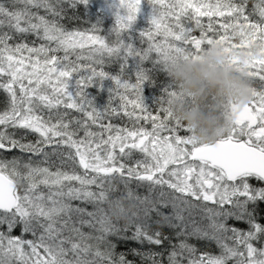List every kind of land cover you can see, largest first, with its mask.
Returning a JSON list of instances; mask_svg holds the SVG:
<instances>
[{
	"label": "snow or ice",
	"instance_id": "obj_1",
	"mask_svg": "<svg viewBox=\"0 0 264 264\" xmlns=\"http://www.w3.org/2000/svg\"><path fill=\"white\" fill-rule=\"evenodd\" d=\"M64 2L13 0L11 8L0 2V29L9 30L0 32V89L9 99L6 110L0 112V151L16 149L27 157L23 165L18 158L0 160V225H6L9 233L18 224L33 236L39 233L37 243L0 232V264H100L101 260L104 264H131L124 255L114 256L105 234L131 227L134 232L130 239L162 245L169 237L159 231L149 234L153 214L160 217L157 223H167L176 230V236L182 237L172 246L169 264H183L185 260L186 264H264V247L255 246L264 239V224L258 223L254 209L250 210V205L264 201V187L250 183L252 178L264 182V89H254V99L243 108L233 106L235 120L226 135L213 143H202L163 103L165 97L182 94L173 82L163 89L156 114L150 111L144 97L150 70L143 67L153 53L157 57L154 69L168 72L177 59H187L189 53L196 58L205 45L222 43L225 51L231 52L251 42L259 47V56L243 64L238 58L230 62L264 83V0L253 9L259 22L246 14L244 0H149L150 26L139 33L147 48L137 47L131 36L142 0H113L116 24L112 43L95 34L100 31L97 25L92 26L91 35L66 30L58 21ZM68 2L75 7L90 0ZM33 8L45 9L52 19ZM205 17L207 25L202 23ZM193 26L201 31L199 38L192 35ZM240 29L248 31L237 43L233 33ZM10 33L21 39L32 34L41 42L38 46L9 43L14 38ZM84 49L89 53L87 65L70 59V54ZM61 51L63 56L57 55ZM106 57L119 62V73L104 70ZM133 68L135 82L130 76ZM109 76L115 86L110 89L107 106L98 108L87 88ZM129 93L134 97L130 99ZM114 96L121 101L119 110L111 106ZM68 110H76L83 119H69ZM121 112L137 122L151 121V129L138 126L130 130L102 123L106 115ZM73 124L84 129V138L74 139L77 133ZM97 124L109 133L107 138L89 130L90 125ZM180 130L188 134L180 135ZM33 134L38 139L27 140ZM135 151L144 158L135 164L126 162ZM77 166L84 175L76 172ZM53 167L56 171L51 170ZM98 178L97 193L89 186L96 185ZM118 179L125 188L128 181L135 180L149 189H160L158 200L141 199L131 191L121 195L138 206L125 229L118 228L104 209L87 212L69 202L107 203ZM72 182H79V187ZM169 204L174 211L164 215L161 209ZM229 219L246 221L250 229L245 232L229 226ZM97 224L99 236L81 230L85 225L96 229ZM189 237L215 242L220 254H197L198 250L187 243ZM102 243L106 244L104 252L99 250Z\"/></svg>",
	"mask_w": 264,
	"mask_h": 264
},
{
	"label": "trees",
	"instance_id": "obj_2",
	"mask_svg": "<svg viewBox=\"0 0 264 264\" xmlns=\"http://www.w3.org/2000/svg\"><path fill=\"white\" fill-rule=\"evenodd\" d=\"M0 2L5 3L6 6L12 7L13 0H0ZM54 2V0H53ZM236 3H241L242 0H234ZM246 3V14H250V18L253 22H259L260 17L258 13L254 12L253 9L255 8L256 4L259 3V0H244ZM16 7H22V5H17ZM61 7L64 9V12L62 14V18H58V21L60 24H62L66 30L68 31H82V32H89L91 34L92 26L97 25L100 29V31L96 32V35H101L107 38V40L112 43L115 41V35L113 33V28L116 24V18L113 16L112 13H110L108 10H106L103 7H100L93 1H90L88 4L78 3L75 7H71L68 0H65V2L61 5ZM33 11H38L40 15H45L47 18L52 19L51 15L46 12L45 9H32ZM152 6L149 3V0H142L141 3V11L138 13L137 20L135 21L133 25V29L131 30V36L134 38L136 42V46L139 48H147V42L141 41L139 38V33L141 30L148 28L150 26V16H151ZM208 18L205 17L202 19V23L207 25ZM224 20L221 19V23H223ZM9 31L7 28L0 29V32ZM248 29H240L237 30L235 33H233L234 42H240L244 37L242 36V33H246ZM12 34V33H10ZM14 36L13 40L9 43H20V42H27L30 44V46H33V43L35 46H38L41 41L37 40L32 34H27L26 37L23 39L19 38L18 34H12ZM192 35L196 37H200L201 31L200 29H196L193 26V32ZM209 35H212L210 32ZM157 39H160V37H157ZM255 44V43H251ZM248 47H251L250 44ZM63 52L57 53L59 56H63ZM27 55V53H25ZM77 56H80L81 59L77 61ZM89 53L86 49L84 50H77L76 52H73L70 54V59L76 63H79L81 65H87L90 61L88 59ZM156 54L153 53L151 55V58L148 61L144 62L143 67L145 69L150 70L149 75L151 79L149 81H146L144 84V97L145 102L150 106V111L153 112V114H156L158 105L157 101L158 99L164 94L163 89L167 87L171 82V77L168 75V73L161 69L153 67V61L156 59ZM132 63L131 61L129 62ZM96 67V65H93ZM103 68L105 71L111 73V74H117L120 71V64L118 61H113L105 58V62L103 64ZM135 69L133 68L130 76L132 79V82H135V76H134ZM84 74H87L86 72ZM256 85V84H254ZM114 81L111 79V76L105 78L102 82L97 80L92 85L88 86L87 92L89 94V97L92 98L98 108H104L109 103V96H110V89L114 87ZM175 86V85H173ZM258 86V85H257ZM73 88H75V84L72 85ZM134 93H129V98H133ZM9 99L8 94L5 90L0 89V112L6 110L8 107ZM121 104V101L118 97L113 98L111 102L112 107H116L119 110V106ZM166 106V105H165ZM129 110H131V105L128 106ZM64 109L61 108V111ZM70 115L69 119L77 120V119H83V116L81 113L77 112L76 110H68ZM43 114V113H38ZM161 116H163V113H160ZM103 124H109L111 123L114 128H128V127H138L143 126L151 129V121H145L141 120L139 122L135 121L134 118H129L128 116L124 115L122 112L119 115H113V116H105L103 121ZM74 131H76L77 135L74 137V139H82L84 138V129L83 128H77L74 124L71 126ZM89 130L93 132H101L105 138H107V135L109 133H104L102 128L97 125H90ZM183 130L179 131V134H183ZM111 134H114L111 133ZM38 139V136L33 134L27 137V140L34 141ZM13 158H18L20 160L21 165L27 162V157L25 154L20 152L19 150H12V151H0V160H6L10 161ZM144 158L142 153H139L138 151H135L133 153V156L131 158H125V161L130 164H135L137 160H142ZM35 159V158H34ZM80 167H76V172L80 174ZM52 171H56V168L53 167L51 169ZM65 171H68L70 169L65 168L63 169ZM80 175H83L82 173ZM93 175V174H92ZM253 184H255L254 179L250 180ZM75 182H72L74 185ZM116 186L115 192H110L108 195L107 203H95V202H88V201H82V200H71L69 201L73 207H81L86 209L87 212H96L98 208L104 209L105 211H108L110 214L111 219L113 220V223L116 224L118 228L125 229L126 225L128 224V220L131 218V214L137 212L138 206L136 203L132 200H128L121 196L126 191H131L134 196H138L141 199L148 197L151 200H158L159 199V192L160 189H149L147 185L144 182H137L135 180L128 181L127 188H125L123 181L116 180L113 182ZM105 184L107 185V181H105ZM256 186L263 187L264 182H256ZM90 190L93 192H99V178L98 183L96 185H91ZM166 193H170V190L164 189ZM254 209V215L256 217V221L258 223L264 224V201H258L254 205H250V210ZM164 215H172L173 209L171 205L169 204L167 207H164L161 209ZM128 217L127 221L119 220V217ZM85 219H90L89 217L85 216ZM119 220V221H116ZM160 220V217H157L155 214L152 216V220L150 221V228H149V234H151L154 231L161 232L162 236L169 237L168 240H165L162 245H154L149 243L147 240H144L143 242L137 241L134 239H130L132 236L134 229L131 227H128L127 230L121 231L119 233H108L105 234L106 240L110 242L113 245V248L111 249L115 257H119L120 255H124L125 259L127 261H130L131 264H169V254L173 250V245H178L182 237L176 236V230L172 227H170L165 222L157 223V221ZM229 226H236L240 228H249V224L246 221H237L235 219H230L228 221ZM79 227L80 225L77 224ZM99 224H97L96 229H92L88 227L87 225L82 227V231L86 234H91L92 236H99L101 235L99 231ZM18 230V233H17ZM13 234L20 236L24 240H34L35 242L39 243V233L36 236H33L32 233L24 232L23 231V225L18 224L16 227H14V230H12ZM261 241V240H260ZM259 241V242H260ZM91 243H95V241H91ZM187 243L193 245L197 250V254H199L201 251H208L213 255H219L220 254V248L215 244V242H209L207 240L198 239L196 237H189L187 238ZM106 249V244L102 243L99 246V250L101 252H104ZM41 254L43 252L41 251ZM100 264H104V261L101 260ZM183 264H186V260L183 261Z\"/></svg>",
	"mask_w": 264,
	"mask_h": 264
},
{
	"label": "clouds",
	"instance_id": "obj_3",
	"mask_svg": "<svg viewBox=\"0 0 264 264\" xmlns=\"http://www.w3.org/2000/svg\"><path fill=\"white\" fill-rule=\"evenodd\" d=\"M259 55L255 45L231 52L225 51L222 43L205 45L196 58L189 53L187 59L181 57L169 66L167 73L182 94L165 97L163 103L198 142L213 143L232 127L233 106L243 108L254 99L253 78L237 70L230 60L238 58L243 64Z\"/></svg>",
	"mask_w": 264,
	"mask_h": 264
},
{
	"label": "rangeland",
	"instance_id": "obj_4",
	"mask_svg": "<svg viewBox=\"0 0 264 264\" xmlns=\"http://www.w3.org/2000/svg\"><path fill=\"white\" fill-rule=\"evenodd\" d=\"M90 1H93L94 3H96L97 5H99L100 7H103V8H105L106 10H108L110 13H112L113 14V16L115 17V9L113 8V0H90ZM116 18V17H115ZM82 32V31H81ZM86 33H88L89 35H91V33H89V32H87V31H85ZM239 43V42H238ZM250 44V46L252 47L253 45H255V46H257L256 44H251V42L249 43ZM258 47V46H257ZM245 48H250V47H245ZM240 49H242V48H240ZM253 82H254V84H256V85H254V87H255V89L257 90V91H260V90H262V89H264V83H262L260 80H259V78L257 77V78H253ZM258 85V86H257ZM128 129H132V127H128ZM188 133H186V132H183V134H181V135H187ZM94 146V145H93ZM82 171V172H81ZM80 172L84 175V170L82 169H80ZM80 173V174H81ZM89 175H92V173H89ZM254 182H255V184H256V182H257V180H255L254 179ZM250 183H252L251 181H250ZM255 184H253L252 183V185L253 186H255V187H260V186H256ZM72 186H74V187H79V182H75L74 183V185L72 184ZM264 187V186H263ZM89 190H90V186H89ZM208 206L209 207H213V205L211 204V202H209L208 203ZM230 220V219H229ZM228 220V221H229ZM250 226V225H249ZM236 227V226H235ZM238 229H241V230H243V231H248L249 229H250V227L249 228H240V227H237ZM12 230H14V228L12 229ZM0 232H2V233H4V235L7 237V236H9V235H11V236H15V237H20V236H18V235H15V234H13V232L11 231V233H9L8 232V229H7V226L6 225H0ZM17 233H18V230H17ZM21 238V237H20ZM22 239V238H21ZM255 246H257V247H264V239H262L260 242L259 241H257V242H255ZM43 255V254H42ZM230 264H231V262H230Z\"/></svg>",
	"mask_w": 264,
	"mask_h": 264
},
{
	"label": "flooded vegetation",
	"instance_id": "obj_5",
	"mask_svg": "<svg viewBox=\"0 0 264 264\" xmlns=\"http://www.w3.org/2000/svg\"><path fill=\"white\" fill-rule=\"evenodd\" d=\"M252 179H254V178H252ZM257 182H260V181H257Z\"/></svg>",
	"mask_w": 264,
	"mask_h": 264
}]
</instances>
